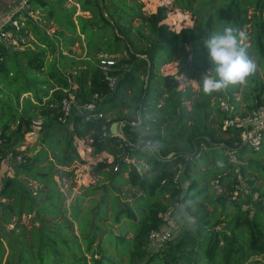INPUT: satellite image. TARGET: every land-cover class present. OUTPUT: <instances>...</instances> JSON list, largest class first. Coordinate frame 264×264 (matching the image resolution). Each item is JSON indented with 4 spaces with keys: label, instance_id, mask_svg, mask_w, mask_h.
I'll return each instance as SVG.
<instances>
[{
    "label": "trees",
    "instance_id": "trees-1",
    "mask_svg": "<svg viewBox=\"0 0 264 264\" xmlns=\"http://www.w3.org/2000/svg\"><path fill=\"white\" fill-rule=\"evenodd\" d=\"M177 3L195 14L193 25L178 31L163 21L167 5L146 14L141 0H27V8L12 15L17 26L3 25L14 40L26 37L28 42L10 49L0 38V130L5 144L23 140L30 119L39 115L43 127L58 130L41 132L36 154L15 163L18 174L40 187L32 190L26 183L25 189L11 178L4 180L1 194L11 202L2 200V217L13 226L7 233L0 228V264H253L259 255L264 262V182H256L251 171L258 170L264 180V163L253 156L264 152V144L254 150L241 142L242 124L223 126L226 114L218 102L227 92L199 74L207 66L208 75L221 69L223 77L230 73L233 100L240 82L234 65L251 61L247 45L238 44L243 28L249 49L264 65V0ZM78 7L83 13H77ZM51 20L53 34L47 27ZM76 42L85 56L71 53ZM185 45L191 46L193 66L179 71L194 78L196 87L179 88L174 74L159 72L162 64L185 54ZM101 53L122 54L111 70L117 77L114 87L98 66ZM246 75L255 84L244 95L243 110L235 106L234 114L240 116L264 102V84ZM25 92L33 98H23L19 109L12 95L18 101ZM68 92L79 104L96 101L95 111L101 114L87 117L73 108L70 126L62 123L59 105ZM112 121L123 122L125 139L110 132ZM74 136H88L92 152L106 151L111 160L97 161L92 170L102 175L101 183L83 186L66 205L54 176L62 178L74 161L84 162ZM242 183L250 187L251 209L239 200ZM121 184L135 188L136 202H121L114 195L122 191ZM97 188L108 190L109 197L104 192L83 204ZM179 203L192 222L175 240L150 250V231L161 226L163 212ZM24 212L33 213L28 224L11 220Z\"/></svg>",
    "mask_w": 264,
    "mask_h": 264
},
{
    "label": "rangeland",
    "instance_id": "rangeland-1",
    "mask_svg": "<svg viewBox=\"0 0 264 264\" xmlns=\"http://www.w3.org/2000/svg\"><path fill=\"white\" fill-rule=\"evenodd\" d=\"M67 2H68V4H71L73 2V0H67ZM141 2H142V11L145 12L146 14L155 11L159 5H167L168 10H167L166 16L163 19V21L166 22L169 25V28H171V29L179 30L183 26L191 27L193 25L194 17H195L194 12L192 10L190 11V10H187V9H184L182 7L177 6V4H178L177 0H141ZM251 10H252V8L249 9V12H251ZM78 12H82V11H78ZM22 16H23V14H22ZM33 17L37 18V13H35L33 15ZM40 22L44 23V21H40ZM134 23H137V19L134 20ZM246 25H248V24H246ZM47 27H48V32L53 34L54 30L56 29V26L52 22V20L50 22H48ZM242 31H243V33L240 32L241 34H240L239 39H238V44H240L241 42H244L247 45L248 50L250 51V60L251 61L247 65H240L238 63H236L234 65V69H236V71H237V78L239 79L240 82H239L238 90L234 93L233 100L230 101L235 106L239 105L240 111L243 110L244 101H245L244 95L245 94H251V92H253V86L255 84L251 80L246 79V76H247L246 74H252L253 77H256L257 80H259V82L261 81L264 84V72H263V66L264 65L261 64L262 61L260 62L256 58L255 53L249 49L250 41H248L246 39V36H245L246 33H244V32H246V30L243 28ZM11 42H12V47L14 44L16 46L23 47V46H25V44L28 43L26 37H22V41H20V42H25L23 44H21L17 39H15V40L13 39ZM70 48H71V53H73L75 56H77V57L78 56H80V57L85 56L84 47L82 48L78 42H76ZM63 52H67V51L64 50ZM104 54L105 53H101L98 56L100 57L101 55H104ZM113 55H114V58L116 59V61H118V59H122L121 53H114ZM52 56L53 55L50 53L47 54L48 59H51ZM191 58H192L191 46L185 45V54L180 56L176 60H172V61H169V62L162 64V66L159 69V72L161 74H164V75L174 74L175 81H176L177 86L179 88H183L188 84L196 87L198 85V82L194 78L190 77L188 74H185V73H182L181 71H179L180 68L184 65L193 66V62H192ZM224 61H223V64H226L228 60H224ZM119 63H122V62H119ZM126 65H128V64H126ZM62 68H64V67H62ZM210 70H211V67L207 66L206 71H200L199 74L201 75V77H203L205 79H209V80L214 79L215 81H217L221 85V87L227 92V95L224 97V99L229 100V98H230L229 93L230 92H229L228 88L230 87V83H229L228 77L230 76V73H227L223 77L222 71H221L222 69H221L217 73H214L212 75H208L207 71H210ZM65 71H68V73H71V72L74 73V71L71 68H67ZM40 73H41V75H44L45 69ZM70 77L72 79V76H70ZM5 83H7V82H5ZM13 87H14V84H13ZM12 96H13L12 98H13L14 104L17 105L19 109L22 108L23 98H25L27 96H30L33 98L32 94L28 93V92H25L24 94L20 95L18 98V101L15 99L14 95H12ZM186 103L190 104L189 101H186ZM35 110L38 111V109H35ZM123 110H126V108H123ZM8 114H9V116L11 115V113L9 111H8ZM38 118H41L43 120V117L41 115H39ZM42 124H41V127L39 128L36 135H33L30 137V136H26L24 134V139L21 140L16 145L10 146L6 143L5 146H3L1 148L2 156H4L5 158H8L7 163L12 167L11 170L7 171V169H6L0 173V228L3 231H5V233H7V231L13 226V223L5 222L3 217H2V211L4 208V207H2V204H1L2 200L4 199L5 202H11L10 199L6 200L4 197H2V194H1V189H2V187H4L5 178H11L14 184L20 185L24 188L27 187L26 183L30 187V189H32V190H36L37 187H40V184L37 181L32 180L30 178L25 179V177L23 175L17 173L18 168L15 164L16 162L12 161V159H10L8 154L10 152L13 153V150H20V152L23 154V156L24 155L30 156V155L36 154L37 150L39 148H41V141L39 138V134L41 132H43L46 135H50V133L58 130L57 128H53V127H43ZM55 124L58 125L59 122H55ZM69 124L70 123L68 122V125ZM14 125H15L14 123H11L12 128L14 127ZM79 138L80 137L77 138L74 136L73 137V143L76 146V150H77L79 156L84 160V162L74 161L73 164L71 166H69V168H71L72 171L68 174H63L62 178H58L57 175L54 176L56 181L58 182L59 189L64 191V193H65V204L66 205L74 198V196L77 192H80L82 190L83 186H92L93 187V186L99 185L101 183V181H99V179H101L102 175L96 174L92 170V166L97 161L102 160L104 158L111 160V156L106 151H101L99 153H95V152L91 151V147L89 146V143L91 140L88 136H83V138H80V139ZM216 156L219 157L220 152H218L216 154ZM253 156L256 159H258V162L260 164L264 163V152L260 155L253 154ZM232 157H234V156L232 155ZM251 171L254 174V178H255L256 182H260V183L264 182L263 176L260 175L258 170L251 169ZM16 174H18V175H16ZM179 177H180V175H179ZM181 183L183 186H185L187 184L185 176L181 177ZM121 186L123 187L122 191H119V192L114 191V195L118 196V198L121 202H127L128 201L130 204H133L134 202H136L137 193H133V191L135 192V188H133L132 186H130L128 184H121ZM249 190H250V187L248 185H246L245 183H242L241 189H240L239 200H240L243 207L248 205L251 209L253 207V201L248 199ZM104 192L107 193V196L109 197L108 190L104 191L103 188H97L96 190H94L93 193L86 195V197L84 198L83 204L88 205V204L92 203L93 201H91L89 198L100 197L103 195L102 193H104ZM256 195H257V192H254L253 198H255ZM31 197L32 196H30L28 194L27 199H29ZM105 203L108 205L109 199L107 201H105ZM110 211H111V209H110ZM171 212H172V215L174 216L175 228L172 231V236L170 239L175 240L178 237L179 233L192 222L193 217L190 216L185 211L184 205L182 203H179L176 206L171 207ZM32 219H33V213L28 214V213L24 212V213H22V215L20 217L13 216L11 220H17V221H21V222L28 224L29 222H31ZM122 219H124V217ZM36 222H38V221H36ZM116 226H118V224L113 225V227H115V228H116ZM127 232H128V234L132 233L131 230H128ZM4 243H5V241H4ZM164 245H165V243H159V242H155V241L150 240V242L147 246L150 250L156 251L160 248H163ZM6 250H8L7 247H6ZM253 262H254L253 264H264L263 258L260 255L254 256Z\"/></svg>",
    "mask_w": 264,
    "mask_h": 264
},
{
    "label": "built area",
    "instance_id": "built-area-1",
    "mask_svg": "<svg viewBox=\"0 0 264 264\" xmlns=\"http://www.w3.org/2000/svg\"><path fill=\"white\" fill-rule=\"evenodd\" d=\"M12 24L17 26V20L12 17L8 19ZM6 22L0 23V38H2L6 43H9L12 40V35L9 31L3 29V25ZM2 60V53L0 49V64ZM117 63L114 55H101L98 60V66L101 68L104 78L108 81L111 87H114L116 84L117 77L111 72ZM121 67H124V64H120ZM95 97L97 95L95 94ZM218 106L220 110L225 112V117L223 119V126H228L230 124H242L244 127L240 132V139L243 144H246L248 147L258 150L264 144V102L257 104L253 107L246 115L240 116L237 113L234 114L235 105L227 99L219 98ZM85 115H100L99 111H95L96 101H89L79 104L75 98L73 92L68 93L60 100L59 105V119L62 123H67L69 116L72 114V110ZM42 119L41 118H32L27 124V130L24 133L26 136L36 135L39 128L41 127ZM26 128V126H25ZM5 146V137L1 135L0 130V165L5 164L7 167L12 168L8 163V158L2 156L1 148ZM8 156L14 162H21L24 160V156L21 152L16 154L9 153ZM237 191H234L233 197H235ZM257 198V195L256 197ZM262 204L264 205V198H262ZM162 223L161 226L157 229H153L149 233V238L151 241L164 243L172 236V231L175 228V220L172 215L171 208L166 210L161 214Z\"/></svg>",
    "mask_w": 264,
    "mask_h": 264
},
{
    "label": "crops",
    "instance_id": "crops-1",
    "mask_svg": "<svg viewBox=\"0 0 264 264\" xmlns=\"http://www.w3.org/2000/svg\"><path fill=\"white\" fill-rule=\"evenodd\" d=\"M28 4H27V0H0V23L2 22H10L8 21L9 18L12 17V15L17 12L18 10H23L25 8H27ZM78 11H81L78 7L77 9V13H83V12H78ZM86 12V11H85ZM87 13V12H86ZM20 17H22V14L20 15ZM17 20V19H16ZM11 23V22H10ZM18 23V22H17ZM189 27V26H188ZM175 30V29H174ZM176 31H178L176 29ZM11 33V32H10ZM12 40H13V37H12ZM11 40V41H12ZM10 41V42H11ZM8 44V43H7ZM14 47V45H13ZM12 46L9 48L12 49L13 48ZM124 66H127L126 64ZM72 87L75 88L76 87V84L73 82L72 83ZM70 93V92H68ZM78 138V137H77ZM80 139V138H79ZM90 146V144H89ZM91 147V146H90ZM91 151H92V148H91ZM7 165L5 164H1L0 165V173L3 171V170H11L12 168H9V167H6ZM18 175V174H17Z\"/></svg>",
    "mask_w": 264,
    "mask_h": 264
},
{
    "label": "water",
    "instance_id": "water-1",
    "mask_svg": "<svg viewBox=\"0 0 264 264\" xmlns=\"http://www.w3.org/2000/svg\"><path fill=\"white\" fill-rule=\"evenodd\" d=\"M8 46L11 47L12 46V42H9ZM122 124H123L122 121H119V122L118 121H112L111 124H110L109 129H110V132L112 134H118V135H120L121 137H123L125 139V134H124V132L122 130Z\"/></svg>",
    "mask_w": 264,
    "mask_h": 264
}]
</instances>
